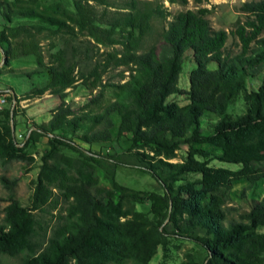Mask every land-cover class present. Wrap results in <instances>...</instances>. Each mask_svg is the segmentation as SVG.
<instances>
[{
    "label": "trees",
    "instance_id": "16d2710c",
    "mask_svg": "<svg viewBox=\"0 0 264 264\" xmlns=\"http://www.w3.org/2000/svg\"><path fill=\"white\" fill-rule=\"evenodd\" d=\"M39 6L38 0H0L6 20L0 30L5 63L17 56H35L47 80L33 95L48 91L59 99L50 118L32 124L28 133L25 143L47 136L48 148L40 155L29 208L13 195L2 208L0 255H20L19 261L11 264H149L157 247H164L176 230L207 250L205 262L187 260L181 264H264V231H260L264 227V198L240 222L225 224L223 206L234 181L245 179L254 185L264 178V171L251 165L253 161H264V77L255 90L246 86L250 71L264 66V0L241 4L239 10L245 18L236 20L229 31L240 43V51L234 55L226 52L229 33L211 26L206 7L176 13L162 33L163 41L172 48L166 60L158 58L154 45L139 50L152 15L168 14L161 7L143 10L133 5L115 18L110 28L101 29L87 0H74V15L68 14L67 18L95 42L114 43L115 28L124 30L120 55H108L116 65L129 67L128 78L107 84L115 97L95 113L76 111L65 99L66 90L78 80L76 65L65 50L50 52L44 60L37 38L46 29L44 24L55 27L50 29L52 33L66 27L64 31L68 32L70 25ZM14 20L18 22L10 24ZM189 54L195 67L188 74V89H182L178 81ZM210 63L215 68H208ZM91 72L94 78L89 87L94 88L100 85V72L97 67ZM101 95L102 89L89 103H96ZM171 95H184L188 103L179 105L168 99ZM238 98L243 100L244 110L233 116L228 108ZM0 115V158L32 163L33 156L18 147L13 138L9 120L16 113L11 115L10 109L4 108ZM113 115L119 119L117 134L129 135L124 152L156 179L162 193L131 189L113 176L109 187L99 185L97 166L106 160L118 161V154L87 150L64 135H75L85 143L111 142ZM208 116L216 122L213 133L204 135L200 123ZM183 142L190 146L186 158L170 161ZM202 142L218 147L221 161L239 164L240 168H214L195 158L193 144ZM189 174L200 177L195 183L176 184ZM1 181L7 188L17 182L4 177ZM60 200L65 203L64 213L58 215L56 227L41 247L33 240L39 221L32 211L56 207ZM145 201L150 203L149 213L135 207Z\"/></svg>",
    "mask_w": 264,
    "mask_h": 264
},
{
    "label": "rangeland",
    "instance_id": "374dc122",
    "mask_svg": "<svg viewBox=\"0 0 264 264\" xmlns=\"http://www.w3.org/2000/svg\"><path fill=\"white\" fill-rule=\"evenodd\" d=\"M82 1L84 2L85 0ZM246 1L258 0H201L199 3L195 0H186L185 3L179 0L174 3L169 2V0H87V3L94 12L95 23L101 29L110 28L113 20L119 17L122 12L131 9L133 5L143 10L161 7L168 14L164 17L157 13L152 15L150 29L142 39L139 50H145L154 45L156 46L158 58L166 60L172 55V48L163 41L162 33L176 13L187 9L195 10L199 7H206L209 10L207 17L211 26L214 29H224L229 33L234 28L236 20L245 18L239 8ZM38 2L43 12L59 16L70 25L68 32L64 31L67 29L66 27L56 33H52L50 29L55 27L44 24L46 29L37 35L45 61L48 59V53L57 49H64L67 58L76 65L75 72L78 80L72 88L66 90V101L76 111L88 110L92 113L101 111L115 97L113 89L107 84L122 82L128 78L129 67L116 65L108 55L109 53L120 55L119 53L123 49L121 42L124 40V30L116 27L113 35L115 42L100 44L95 42L92 37L80 32L77 25L67 18L68 14L74 15V0H38ZM56 8L58 10L55 13L54 9ZM32 21L30 20L29 22ZM16 22L18 21L14 20L10 24ZM5 23L6 20L0 10V30ZM225 47L226 52L231 55L240 51L238 39L230 35V33L228 34ZM104 65L107 66L105 67ZM94 67H97L100 72V82H98L100 85L90 88L89 85L94 78L91 71ZM194 67L195 64L191 61L189 54L183 61L182 72L179 76L178 85L180 88L188 89V74ZM208 68H215V64H208ZM263 77L264 66L258 65L254 67L246 79L247 89L255 90ZM46 80L47 75L43 73V68L36 63L35 56H17L9 64H6L3 50L0 48V98H5V102L0 104V110L9 108L11 115L13 111L16 113V116L14 118L11 117L9 120L13 138L18 143V147L25 149L34 158V161L30 164L25 160L13 159L6 161L0 158V223L3 217L2 208L7 204V199L10 195H13L22 206L29 208L31 204L33 180L38 172L40 155L48 148V138L47 136H38L35 141L28 140L27 143L25 141L28 139L32 124L39 125L46 122L59 102V99L48 93V91L39 96L33 95L37 89L46 83ZM100 89H102V95L99 100L96 103H89V100ZM168 99L176 101L179 105L188 103L184 95H171ZM86 105L88 106L85 107ZM243 110L244 104L241 98L231 103L228 108V112L233 116L242 113ZM112 119L114 126L112 128L113 139L111 142L85 143L75 135L69 133L64 135L87 150L102 155L118 154V161L106 160L102 165L97 166L95 175L98 177L99 185L109 187L110 177L113 176L118 183L131 189L162 193L163 189L156 179L144 169L139 168L135 159L124 152L125 139L129 135L119 136L117 134L118 116L113 115ZM0 120L2 121L1 115ZM215 122L216 119L214 117H205L200 123L202 134L210 135L213 133ZM59 133L62 135L61 132ZM189 147L188 143H181L179 149L176 150V157L170 159V161H183L187 156ZM193 147L196 148L195 158L206 162L210 167H222L232 170L240 168L239 164L221 161L219 159L221 151L212 143H195ZM63 151L73 156L76 155L70 150ZM251 165L260 171H264V161H253ZM2 177L8 181L16 180L17 182L12 188H7L1 181ZM199 177L200 174H189L186 179L178 181L176 184L195 183ZM195 187L199 186L195 185ZM262 198H264V178L258 180L254 185H249V182L245 179L234 181L227 190V196L223 204L226 211L224 223L226 224L228 221H244L243 215ZM64 206L65 203L60 200L56 207L50 205L32 211L39 221L37 236H34L33 240L38 241L41 247L44 246V241L52 234L53 228L56 227L58 215L64 213ZM135 207L137 210L149 213L150 203L147 201L136 203ZM260 231H264V227L260 228ZM206 256L207 250L202 244L188 237H182L174 230L168 236L166 245L157 247L149 264H159L162 261H166L167 264H181L187 260L205 262ZM19 259L20 255H0V264L15 263Z\"/></svg>",
    "mask_w": 264,
    "mask_h": 264
},
{
    "label": "built area",
    "instance_id": "2783aa9c",
    "mask_svg": "<svg viewBox=\"0 0 264 264\" xmlns=\"http://www.w3.org/2000/svg\"><path fill=\"white\" fill-rule=\"evenodd\" d=\"M3 102H5V98L4 97L0 98V104L3 103Z\"/></svg>",
    "mask_w": 264,
    "mask_h": 264
}]
</instances>
